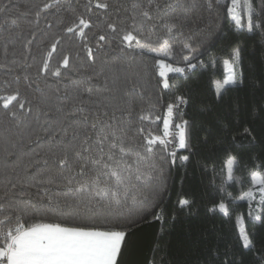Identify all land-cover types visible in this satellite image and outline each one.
I'll use <instances>...</instances> for the list:
<instances>
[{
  "label": "trees",
  "instance_id": "obj_1",
  "mask_svg": "<svg viewBox=\"0 0 264 264\" xmlns=\"http://www.w3.org/2000/svg\"><path fill=\"white\" fill-rule=\"evenodd\" d=\"M11 2L19 5V12H0V24L3 25L0 27V63L6 65L0 68V95L19 87L22 96H27L33 105L37 104L41 93L28 90V81L23 76L28 75L30 81L38 79L42 60L59 36L61 42L50 60V71L46 77L42 74L39 76L40 87L44 95L51 97L53 105L59 103L55 96L57 88L64 95L67 87L71 97L77 95L75 84L88 81L84 87H91L94 94L101 95L89 97L83 93V98L103 102V97H114L112 104L124 110L116 111L117 121L124 120V113L131 109L133 115L129 135H135V144L139 145L143 143V136L136 134L138 129L143 128L144 135H162L163 116L168 104H176L177 96H182L186 101L174 115V123L188 121L190 150L178 149L173 164L168 153L161 146H156L149 161L155 162L156 169L152 171L151 180L142 186V190L154 195L142 208L126 210L119 221V230L125 231L126 237L117 258L118 264H149L150 261L152 264H264V215L260 221L253 220L249 216L250 212L255 216L249 202L238 199L252 184L249 172L256 165L264 164V34L235 28L227 18V5L214 3L211 11L204 7L194 12L189 20L176 21L181 27L170 40L174 53L171 57L128 50L122 53L120 36L111 33L106 23L116 22L119 27L131 30V15L123 9L130 7L133 0H120L119 13L113 8L107 12L97 10L94 7L97 0H92V27L85 29L86 38L66 33L64 29L71 27L79 15L88 18L86 7L89 0H70V6L65 4L59 11L55 7L46 9L38 19L35 13L39 9L31 8L30 4L42 7L49 0ZM107 2L111 5L114 0ZM9 4L10 0H0V8H7ZM256 4L259 5L260 0H256ZM25 11L30 14L21 17L20 13ZM13 20L19 23L20 28L12 26ZM17 32L21 36H16ZM33 32L36 33L35 37L32 36ZM158 32L161 36L166 35L163 29H158ZM99 35L108 37L103 48L97 47ZM189 37L196 49L190 57V62L196 65L192 69L186 68L184 56L187 53L180 51ZM27 39H32L33 43L25 49L23 45ZM6 45L9 55L5 59ZM85 45L93 49L94 63L88 59ZM237 46L241 50L239 71L243 73V84L225 86L218 99L214 82L223 79V61L230 58ZM13 49L16 50L15 55L11 54ZM65 55L70 57L68 68H60L61 76L53 77L51 71L59 67ZM158 58L186 69L183 74H168L172 85L169 89L163 88V78L157 74L155 60ZM16 76L21 77L18 85L14 82ZM130 81L138 83L144 91L142 96L134 95L129 106L123 94L130 88ZM149 104H155L156 108L146 112L149 120L141 121L140 109ZM112 112L113 108H109V117ZM29 123L35 126L31 117ZM245 128L249 129L248 133L244 132ZM31 130L25 125L17 127L15 121L10 120L5 110L0 108V203L5 204L0 209V219L9 217L6 223L0 224V230H7L15 224L16 199L36 203L38 207L48 203L47 199L41 200L37 188L20 185L9 196H4L3 180L8 174L6 170L13 164L18 165L16 171L11 173L13 182L23 176L24 167L33 160H41V166L44 159L48 160L49 167L53 164V158L46 150V139L43 144L26 146L23 151L19 148L29 138ZM13 144L17 147L13 148ZM7 151L16 152L17 156L6 157ZM37 152L39 156L35 155ZM185 155L189 156V160L182 162L179 158ZM229 155L234 156L236 161L233 165L234 178L226 182L225 161ZM36 170L34 167L29 172ZM20 192H24V195L20 196ZM181 198L188 199L190 205L181 207ZM221 201L226 204L228 215L216 207ZM9 204L13 207H9ZM93 212L95 215H69L68 210L64 209L65 214L59 215L42 211L25 222H58L67 226L102 229L111 226V217L103 208H94ZM157 213L162 215V220L155 219ZM256 213L264 214V204L256 206ZM20 215L23 216V213ZM239 216L253 240L251 249H244L239 239Z\"/></svg>",
  "mask_w": 264,
  "mask_h": 264
},
{
  "label": "snow or ice",
  "instance_id": "obj_2",
  "mask_svg": "<svg viewBox=\"0 0 264 264\" xmlns=\"http://www.w3.org/2000/svg\"><path fill=\"white\" fill-rule=\"evenodd\" d=\"M216 5H227V18L235 28H246L249 33L261 32L264 34V0L256 4V0H133L130 7L123 10L130 13L132 18L131 30L119 27L116 22H107L106 27L111 33H115L121 38L120 51H139L143 53H154L157 57H171L173 45L170 40L178 33L181 25L177 20L187 21L191 15L201 8L206 7L211 11ZM70 0H49L42 7L38 4H30L31 8H38L35 15L39 18L41 12L46 9L56 8L57 11ZM95 9L107 12L110 8L116 13L121 11L120 0H114L109 4L107 0L94 4ZM19 12V5L10 0L9 7L0 8V12ZM88 18L84 15L76 17V22L71 27L64 29L66 33L85 37V29L92 27L91 16L93 14L92 0L86 7ZM155 13V15H154ZM30 12L20 13L21 17L28 16ZM149 21H154L149 24ZM14 28H20L16 20L12 21ZM147 26V27H146ZM0 27H3L0 24ZM158 29H163L165 36L159 35ZM146 32V34H145ZM135 33V34H134ZM16 36H21L17 32ZM33 32L32 36L35 37ZM143 37V39H141ZM191 37L183 42L180 51L187 53L184 56L186 68L192 69L196 65L190 62V57L196 51L191 43ZM108 41L106 35H99L98 48H103ZM61 39L59 36L52 42L50 50L42 60V67L39 69L38 79L29 80L28 75L23 79L28 81L27 88L33 93H41L38 103L22 96L21 90L17 87L14 91L5 92L0 95V108L5 110L7 117L15 121L17 127L25 125L30 127L29 138L19 145L21 151L26 146L43 144L47 140V152L53 158V164L48 166V160L36 159L27 164L23 169V176L13 182L11 173L15 172L18 165L13 164L7 169V175L3 180L4 196H9L18 185L27 188H37L41 200L47 199L46 206L38 207L36 203L27 200L16 199L14 209L17 211L16 222L10 225L7 230H0V264H118V256L122 250V244L126 237V232L120 229L119 221L124 217L126 210L142 208L154 195L149 191L142 190L152 178V171L156 169L155 162H149L159 145L168 153L172 163L176 160V151H168V146L174 144L176 149H189L188 121L182 120L174 123V110L180 104L186 103L182 96L176 97V104H168L163 116V134L144 135L143 128L137 130L138 135L143 136V143L135 144V135H129V125L131 124L132 111L124 113L125 119L117 121L116 111L123 112L112 104L114 97H103L101 100H86L83 93L89 97L100 93H93L91 87H84L88 81L74 85L77 95L69 96L68 88L65 87L64 95L61 90H55V96L59 103L53 105L50 96L43 93L39 84V76L45 77L50 71V60L56 52ZM103 42V43H102ZM33 43L32 39L24 42L27 49ZM158 45V46H153ZM87 57L93 63L95 54L92 48L85 45ZM15 49L12 55H15ZM9 55L7 45L4 47V58ZM70 57L65 55L60 61L59 67L51 71L53 77H60V68L67 69ZM214 63V61H213ZM241 63V50L237 46L230 54V58L223 61L225 76L222 82L215 81L214 87L217 98L222 95L225 86H235L243 84V73L239 71ZM4 63H0V68H5ZM155 67L158 69V76L162 79L164 89L172 87L169 83V73L185 72V67L173 66L166 63L164 59H156ZM103 71V69H101ZM21 77H14V82L19 84ZM91 80V77L88 78ZM35 85V88H33ZM106 91H108L106 89ZM111 91L115 92V89ZM143 89L138 83L130 81V88L124 92L129 106L134 95H143ZM15 104V107H13ZM41 105H45L42 108ZM70 105V108H66ZM93 105L95 107H93ZM113 108L112 115L108 116V109ZM156 108L155 104H149L146 108L140 109L139 119L149 120L150 116L146 112H151ZM29 117L35 123H29ZM107 117V119H105ZM156 119H160L156 117ZM174 125V130H173ZM249 132L248 128L244 129ZM173 138V139H170ZM13 148L17 145L13 144ZM190 150V149H189ZM39 156V153H35ZM14 151H7L6 157H16ZM182 162L189 160V156H181ZM236 158L229 155L225 161L226 182L231 181L233 176V165ZM36 167L35 172L30 173L29 169ZM148 169V171H145ZM252 184L247 191L241 193L240 200H248L251 206L256 199L255 192L260 194V203L264 204V164L256 165L248 174ZM52 186H55L53 189ZM54 192V194H53ZM24 192H20L23 196ZM2 198V197H0ZM190 201L185 198L179 200V205L185 207L190 205ZM13 207L12 204L8 205ZM5 204L0 203V209ZM216 207L228 215L226 204L221 201ZM94 208H103L107 215L111 217V226L108 228L90 226H67L62 223H51L36 221L26 223L34 215L43 212H53L64 215V209L69 215H82L93 212ZM23 213V216L20 215ZM262 215L249 216L256 221L262 219ZM155 219L162 220L163 217L157 213ZM242 218L238 217V220ZM9 220L8 216L0 219V224ZM239 239L244 249H251L253 240L244 228L239 230ZM149 264H152L150 261Z\"/></svg>",
  "mask_w": 264,
  "mask_h": 264
},
{
  "label": "rangeland",
  "instance_id": "obj_3",
  "mask_svg": "<svg viewBox=\"0 0 264 264\" xmlns=\"http://www.w3.org/2000/svg\"><path fill=\"white\" fill-rule=\"evenodd\" d=\"M224 76H225V73H224ZM223 79H224V77H223ZM223 79L220 80V82H222ZM254 194H255L256 199H255L254 201H252V203H251V207H252V211H253L254 215H256V214H257V213H256V206L260 203V194H259L258 191L255 192ZM245 200H246V199H245ZM247 201H248V200H247ZM239 217H240V216H239ZM240 218H241V217H240ZM240 228H244V227H243V221H242V219H241V220H238V229L240 230Z\"/></svg>",
  "mask_w": 264,
  "mask_h": 264
},
{
  "label": "built area",
  "instance_id": "obj_4",
  "mask_svg": "<svg viewBox=\"0 0 264 264\" xmlns=\"http://www.w3.org/2000/svg\"><path fill=\"white\" fill-rule=\"evenodd\" d=\"M182 105H183V104H180L179 106H182ZM178 109H179V108H177V109L174 110V115L178 112ZM173 130H174V125H173ZM170 139H173V138L170 137ZM173 150H175V151L177 152L178 149H176V148L174 147V144H170V145L168 146V151H173Z\"/></svg>",
  "mask_w": 264,
  "mask_h": 264
}]
</instances>
